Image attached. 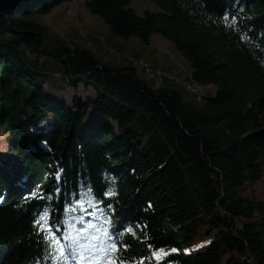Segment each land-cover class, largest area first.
Returning a JSON list of instances; mask_svg holds the SVG:
<instances>
[{"label": "trees", "instance_id": "obj_1", "mask_svg": "<svg viewBox=\"0 0 264 264\" xmlns=\"http://www.w3.org/2000/svg\"><path fill=\"white\" fill-rule=\"evenodd\" d=\"M133 1L41 0L0 20V129L21 166L0 162V264H51L32 224L45 205L57 239L114 214L134 264L161 247L178 251L160 264H264V0H145L142 15ZM65 3L117 37H163L214 94L192 108L77 42H46L34 19ZM46 85L92 94L65 105Z\"/></svg>", "mask_w": 264, "mask_h": 264}, {"label": "rangeland", "instance_id": "obj_2", "mask_svg": "<svg viewBox=\"0 0 264 264\" xmlns=\"http://www.w3.org/2000/svg\"><path fill=\"white\" fill-rule=\"evenodd\" d=\"M145 0H134L131 8L142 15L146 10H156L148 6ZM35 22L45 30V41L59 37L67 42H77L87 48L94 57L110 68L131 67L135 75L151 89L166 88L176 90L185 105L197 108L204 98L214 94V86L200 87L188 83L190 69L184 57L175 50L170 42L159 35H152L148 43L137 38L123 39L110 33L108 26L97 16L91 15L77 3H65L50 10L45 17H37ZM100 43V45H99ZM49 98L70 105L73 98L85 100L92 94L79 86L76 90H53L45 86ZM201 95L198 101L197 96ZM40 125L43 129L50 121L51 115ZM7 137L0 129V162L7 164L6 171L11 176L17 173L19 160L16 154L9 153ZM260 188L258 185L255 187ZM65 234H60L64 236ZM188 251H184V254ZM72 264V262H71Z\"/></svg>", "mask_w": 264, "mask_h": 264}, {"label": "snow or ice", "instance_id": "obj_3", "mask_svg": "<svg viewBox=\"0 0 264 264\" xmlns=\"http://www.w3.org/2000/svg\"><path fill=\"white\" fill-rule=\"evenodd\" d=\"M224 18L236 21L235 15L229 12L224 13ZM46 144V142H45ZM61 172H57V182L60 181ZM116 179L113 178L109 185V190L103 193L105 198L114 194L112 186L115 185ZM59 190V189H57ZM39 191V190H37ZM93 198H95V190H92ZM30 198H36V191L29 194ZM40 199H51V194L42 195ZM59 222V220L57 221ZM35 235L41 238L43 246L47 250L45 259H49L51 264H69V261H75V264H83L85 260L89 264H134L135 257L128 254L131 245L117 239L123 234V229H118V221L115 215L104 222L105 226L89 224L87 229H81L77 226V231L82 235H69L65 233L60 239L56 238V229L53 224V216L47 205L42 207L32 221ZM63 227V226H62ZM94 230V235L89 236L87 233ZM178 249L172 248L166 250L161 247L152 252V256L157 264L168 256L170 253L177 252ZM144 257H140L143 264Z\"/></svg>", "mask_w": 264, "mask_h": 264}, {"label": "water", "instance_id": "obj_4", "mask_svg": "<svg viewBox=\"0 0 264 264\" xmlns=\"http://www.w3.org/2000/svg\"><path fill=\"white\" fill-rule=\"evenodd\" d=\"M41 0H0V20L12 12L36 5Z\"/></svg>", "mask_w": 264, "mask_h": 264}]
</instances>
